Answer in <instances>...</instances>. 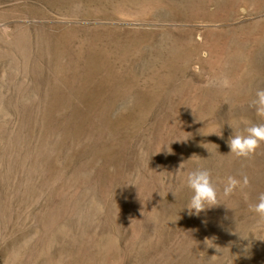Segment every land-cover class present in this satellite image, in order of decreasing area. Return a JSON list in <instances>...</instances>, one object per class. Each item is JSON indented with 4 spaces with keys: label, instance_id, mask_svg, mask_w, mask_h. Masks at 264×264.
I'll return each instance as SVG.
<instances>
[{
    "label": "rangeland",
    "instance_id": "rangeland-1",
    "mask_svg": "<svg viewBox=\"0 0 264 264\" xmlns=\"http://www.w3.org/2000/svg\"><path fill=\"white\" fill-rule=\"evenodd\" d=\"M263 25L264 0H0V264H264V142L228 145L264 123Z\"/></svg>",
    "mask_w": 264,
    "mask_h": 264
},
{
    "label": "clouds",
    "instance_id": "clouds-1",
    "mask_svg": "<svg viewBox=\"0 0 264 264\" xmlns=\"http://www.w3.org/2000/svg\"><path fill=\"white\" fill-rule=\"evenodd\" d=\"M3 30L5 33L10 31L7 26ZM223 84L224 86H228L229 81L225 78ZM250 106L255 108L258 116L264 117V88L257 90L256 99L251 102ZM261 142H264V123L253 124L245 128L243 133L235 134L229 139L228 145L231 154H234L236 157L247 158L255 153L260 147ZM242 183L243 186L249 184L247 176L243 177ZM187 186L193 192L188 204L189 210H194L196 214H199L207 208L219 205L218 189L213 184L211 174L207 169H197L189 172ZM239 187H241V180L229 176L223 188V194L225 196L231 195ZM249 209L261 220H264V193L259 194L256 203L249 204Z\"/></svg>",
    "mask_w": 264,
    "mask_h": 264
},
{
    "label": "bare ground",
    "instance_id": "bare-ground-1",
    "mask_svg": "<svg viewBox=\"0 0 264 264\" xmlns=\"http://www.w3.org/2000/svg\"><path fill=\"white\" fill-rule=\"evenodd\" d=\"M255 42H257L258 45H262V52H263V56H264V25H263L261 31L258 33L257 37L255 38ZM262 74L264 75V64L262 67Z\"/></svg>",
    "mask_w": 264,
    "mask_h": 264
}]
</instances>
